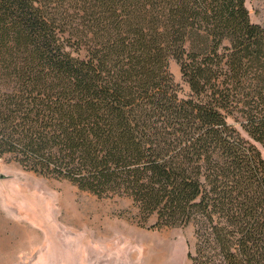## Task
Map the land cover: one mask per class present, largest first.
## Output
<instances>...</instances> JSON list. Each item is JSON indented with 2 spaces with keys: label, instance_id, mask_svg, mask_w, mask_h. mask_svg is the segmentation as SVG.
Listing matches in <instances>:
<instances>
[{
  "label": "trees",
  "instance_id": "obj_1",
  "mask_svg": "<svg viewBox=\"0 0 264 264\" xmlns=\"http://www.w3.org/2000/svg\"><path fill=\"white\" fill-rule=\"evenodd\" d=\"M246 2L0 0V158L193 225L194 264H264V26Z\"/></svg>",
  "mask_w": 264,
  "mask_h": 264
},
{
  "label": "rangeland",
  "instance_id": "obj_2",
  "mask_svg": "<svg viewBox=\"0 0 264 264\" xmlns=\"http://www.w3.org/2000/svg\"><path fill=\"white\" fill-rule=\"evenodd\" d=\"M246 4L264 26V0ZM170 70L188 96L180 64ZM156 221L143 222L132 199L99 198L0 158V264H194L195 227L152 228Z\"/></svg>",
  "mask_w": 264,
  "mask_h": 264
}]
</instances>
